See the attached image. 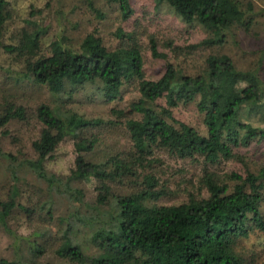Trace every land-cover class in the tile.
Wrapping results in <instances>:
<instances>
[{
    "label": "trees",
    "instance_id": "1",
    "mask_svg": "<svg viewBox=\"0 0 264 264\" xmlns=\"http://www.w3.org/2000/svg\"><path fill=\"white\" fill-rule=\"evenodd\" d=\"M153 1L157 7L166 4L183 22L197 23L210 33L211 37L189 46L191 50L222 47L234 28L247 31L253 23L236 0ZM105 2L117 5L121 22L134 13L132 0ZM9 17L8 2L0 0V50L21 64L16 81L43 88L53 104L42 102L30 113L6 101L0 110V129L29 118L41 127L31 144L33 158L17 166L14 156L0 150L15 182L0 197V230L14 239L18 250L24 245L27 252H18L12 260L0 259V264H51L43 259L49 247L46 238L52 240L53 257L66 264H243L239 243L254 232L264 233V165L256 174L231 173L224 180L207 169L232 159L235 148L264 141L260 70H241L230 56L211 54L204 68L189 76L172 65L149 38L151 57L166 61L163 74L150 80L144 76L142 47L134 30L117 27L114 49H108L96 31L87 34L78 49L71 48L65 37H56L43 47L45 29L26 20L33 30L22 29L13 43L5 44L3 30ZM96 82L101 84L106 104L121 99L125 86L136 82L139 97L129 106L136 117L112 108V120L87 119L64 106L72 90ZM191 104L202 117L205 136L173 116V109ZM105 125L122 126L130 146L94 162L88 157L98 140L85 134ZM66 139L73 141L75 159L63 177L50 173L45 164ZM164 157L202 165L207 195L189 194L176 205L156 204L171 194L162 178ZM20 168L46 185L48 198L39 210L45 221H55L56 226L53 233L46 230L38 236L44 237L42 244L18 236L10 227L15 212L31 216L35 211L18 200ZM226 180L236 183L229 187ZM115 186L133 189L120 195L114 193ZM85 187L96 193L92 201ZM55 196L70 205L66 215L56 219Z\"/></svg>",
    "mask_w": 264,
    "mask_h": 264
},
{
    "label": "rangeland",
    "instance_id": "2",
    "mask_svg": "<svg viewBox=\"0 0 264 264\" xmlns=\"http://www.w3.org/2000/svg\"><path fill=\"white\" fill-rule=\"evenodd\" d=\"M8 2V18L3 30V42L13 43L22 29L31 31L33 26L26 20L36 23L45 29L43 47L56 37H65L66 43L73 49H78L84 37L96 31L108 49H114L117 40L113 33L117 27L134 30L142 47L144 59V76L146 79H158L164 72L166 61L153 59L148 50V40L156 41L157 49L167 56V60L189 76L197 75L204 68L206 57L211 54H226L230 56L238 69L258 68L264 80V0H236L241 10L252 19V25L245 31L236 27L227 36L222 47L191 50L188 47L203 39L211 37L197 23H185L166 5L157 7L153 0H132L133 15L127 22H121L116 4H108L105 0H6ZM103 14L98 18L94 10ZM22 66L13 57L0 50V110L4 103L15 102L24 106L30 113L38 104L46 102L53 104L49 94L43 88H37L28 82L16 81ZM101 84H87L72 90L71 99L65 107L87 119H114L109 115L110 109L123 110L127 117H136L130 111V104L136 102L139 94L137 83L126 85L121 99L106 104L100 91ZM71 91V90H70ZM174 118L196 129L201 135H206V127L202 117L194 105H180L173 109ZM40 124L29 118L26 122H12L0 129V150L11 154L17 165L27 158H33L32 142L40 132ZM86 137H96L98 143L89 155L94 162H103L108 156L120 152L130 145L126 131L122 126L105 125L85 134ZM234 157L209 167L223 180L225 176L235 173L244 176L246 171L256 174L264 165V141L252 143L248 147L233 149ZM75 152L73 141L66 139L57 148L54 158L46 162L45 167L50 173L65 177L74 166ZM10 163L0 156V197L4 198L8 189L15 183L9 172ZM162 178L170 188L171 194L161 198L158 205H176L184 202L189 194L206 196L202 186L203 167L191 160H176L164 157ZM17 186L21 191L19 201L27 207H34V215L15 212L10 220V227L18 236L29 237L30 241L44 243V237L38 238L44 231L54 232L56 222L45 221L44 212L39 210L41 203L48 197L46 185L38 181L28 170H17ZM229 187L236 182L226 180ZM88 201H92L96 193L84 188ZM133 189L131 186H115V194L126 195ZM53 215L55 219L64 216L69 209V203L62 197H54ZM38 231L36 237L34 233ZM86 231V230H85ZM48 241L47 253L43 259L51 264H66L53 257L52 240ZM14 239L0 230V259L12 260L18 252L27 255L24 245L18 250L13 244ZM237 251L243 259V264H264V233L254 232L242 240ZM89 255L94 252L89 247ZM88 264H93L89 261Z\"/></svg>",
    "mask_w": 264,
    "mask_h": 264
}]
</instances>
